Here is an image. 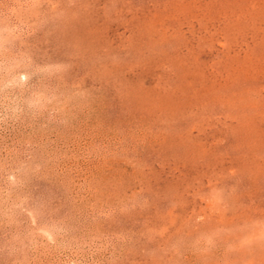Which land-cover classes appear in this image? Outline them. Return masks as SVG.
<instances>
[{"label": "rangeland", "instance_id": "rangeland-1", "mask_svg": "<svg viewBox=\"0 0 264 264\" xmlns=\"http://www.w3.org/2000/svg\"><path fill=\"white\" fill-rule=\"evenodd\" d=\"M0 264H264V0H0Z\"/></svg>", "mask_w": 264, "mask_h": 264}]
</instances>
